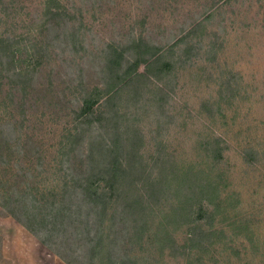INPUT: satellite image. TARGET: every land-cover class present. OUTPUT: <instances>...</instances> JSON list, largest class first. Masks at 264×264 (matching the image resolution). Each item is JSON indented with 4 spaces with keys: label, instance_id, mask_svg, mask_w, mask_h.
Instances as JSON below:
<instances>
[{
    "label": "rangeland",
    "instance_id": "1",
    "mask_svg": "<svg viewBox=\"0 0 264 264\" xmlns=\"http://www.w3.org/2000/svg\"><path fill=\"white\" fill-rule=\"evenodd\" d=\"M46 3L0 0V264H264V0Z\"/></svg>",
    "mask_w": 264,
    "mask_h": 264
},
{
    "label": "trees",
    "instance_id": "2",
    "mask_svg": "<svg viewBox=\"0 0 264 264\" xmlns=\"http://www.w3.org/2000/svg\"><path fill=\"white\" fill-rule=\"evenodd\" d=\"M54 7L58 8V9L61 7L60 3H58V0H47L45 11H46V14L48 16L50 14L52 15L55 13V12H53ZM55 14L58 15V12ZM11 41H13V40H10L9 38H5L0 34V62H1V64H3L2 72H6V73L8 72L9 74L11 73L10 76L12 75L13 77H11V78H13V79H14V77H20L21 78V77H24V76H22V73L20 71H16L14 69V63L16 61V51H14L13 42H11ZM141 46H142V43H141ZM117 54L123 55V53H120V51H117ZM112 67L114 69V65ZM115 67H116V65H115ZM117 67H116V69H117ZM116 72H117V70H116ZM116 74H118V73H116ZM116 74L115 73L112 74V77L114 79L117 78ZM8 78H10V77H8ZM110 96H112V95H110ZM110 96L108 98H110ZM97 100H98V98L96 100H93V101L91 98L86 99L82 113H85L87 110H89V108L92 107V102L95 103ZM78 136L79 135H78L76 130L74 132L73 131L70 132L68 134V136H65L64 139L67 140L66 146L70 145L71 148H73L74 145L71 144V143H73L72 139L75 140ZM109 150L111 152H113L114 159L112 158V156L105 157L104 158V160H105L104 166H102V168L100 169L99 174H105L106 176H110V177L112 176V178L117 179L118 178L117 174L119 172L120 173L122 172L121 177L125 176L127 174V170H126V168L122 167L123 164L120 162V157L118 156L119 153H117V150L113 149L112 146H110V145L108 146V151ZM110 151H109V155H111ZM73 180L75 181V184L80 189H82L83 191L87 192L90 195V200L92 202H95V203L101 202L103 205V208L108 207V202L104 200V197H108L110 195L109 194L110 192L107 191V189L100 190L98 185L94 186V184L91 183L90 178L89 179L82 178L80 180L73 178ZM27 197H28L27 195L24 196V198H26V199H27ZM135 202H137V201H135ZM32 217H33V215H32ZM55 219H56L55 221L57 222L58 217H56ZM42 226L44 227L43 229H48V232L51 230L44 223L42 224ZM203 233L204 232L199 228L194 229L192 232L193 235H195V234L202 235ZM192 238L194 239V236H192ZM192 246H194V245H192Z\"/></svg>",
    "mask_w": 264,
    "mask_h": 264
}]
</instances>
